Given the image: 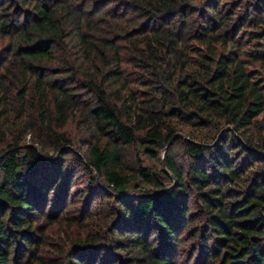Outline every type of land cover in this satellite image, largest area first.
Instances as JSON below:
<instances>
[{"label":"trees","instance_id":"obj_1","mask_svg":"<svg viewBox=\"0 0 264 264\" xmlns=\"http://www.w3.org/2000/svg\"><path fill=\"white\" fill-rule=\"evenodd\" d=\"M263 61L264 0H0V264H264Z\"/></svg>","mask_w":264,"mask_h":264},{"label":"rangeland","instance_id":"obj_2","mask_svg":"<svg viewBox=\"0 0 264 264\" xmlns=\"http://www.w3.org/2000/svg\"><path fill=\"white\" fill-rule=\"evenodd\" d=\"M255 42V39L249 40L246 39V41L242 42V48L249 51L250 49L252 50L253 48H256L258 46V44ZM124 44V43H122ZM130 53V50H128L126 53L124 51V55ZM253 61V60H251ZM250 61V62H251ZM264 62V61H263ZM253 66L254 67H258L260 72H262V74H264V66L260 63V62H253ZM125 77L128 78L129 80V86L130 88L137 92L138 95L142 96V93L144 92L145 88L142 84V82H135V76L137 75L136 73L138 72V69L136 68V66L133 65H129L128 63H125ZM82 98L81 100H89V97H91L92 94H90L88 91H84L81 94ZM67 131L70 134V136L73 138L74 144L72 145L74 150H80L81 152H85L87 150V144L88 142H91L94 137H92L90 135V133L83 127H81L79 124H77L76 121L70 122L67 125ZM137 142L125 147L123 149L124 153H125V159L124 162L126 164V166H128L129 168H134L137 166V160L139 159V161L141 162V165L143 166H147V167H151V168H165V165L163 164V156H164V152L165 150H171L174 154L175 157L177 158V160H179V162L181 164L186 163V154L183 150V146L182 143H174V141H170L168 144H166L165 146H162L159 150V157L158 158H150L146 153H145V147L141 144L139 138H137L136 140ZM50 154H53V152H51ZM55 154V153H54ZM58 154H56L57 156ZM70 158V157H69ZM68 158V159H69ZM73 189L74 190H78L81 191V195L78 198V201H76V205L78 206H73L74 210H77L75 213H80V207L83 206L85 204V200H87V198H89V188L88 183H89V178L88 176L85 175V173H79L76 176L73 177ZM132 187V186H130ZM131 189V188H130ZM97 200V201H96ZM95 202L93 203V207L91 208V210H94L96 208V205L99 203V199H96ZM70 205V203H69ZM66 226V225H65ZM65 226H59V225H55L53 230L51 231V236L49 237V241L52 242V245H49L48 247H46V252L47 254H49V252H51L53 254L54 252V248L57 247V245L60 243H62V237L67 235L64 233V227ZM72 233H75V236L79 233V229L74 228V231H72ZM85 233V232H84ZM73 237V235H72ZM67 241L69 240V236L64 237Z\"/></svg>","mask_w":264,"mask_h":264}]
</instances>
